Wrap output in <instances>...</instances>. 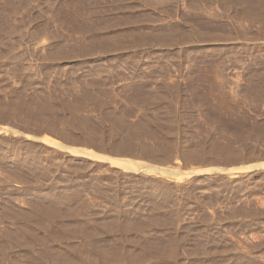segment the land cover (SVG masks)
Here are the masks:
<instances>
[{"label":"rangeland","instance_id":"rangeland-1","mask_svg":"<svg viewBox=\"0 0 264 264\" xmlns=\"http://www.w3.org/2000/svg\"><path fill=\"white\" fill-rule=\"evenodd\" d=\"M263 119L264 0H0V264H264V172L41 141L179 171L264 157Z\"/></svg>","mask_w":264,"mask_h":264},{"label":"crops","instance_id":"crops-1","mask_svg":"<svg viewBox=\"0 0 264 264\" xmlns=\"http://www.w3.org/2000/svg\"><path fill=\"white\" fill-rule=\"evenodd\" d=\"M263 121H264V119H263ZM69 149H75V150H79L81 152H84L83 150H80L79 148L76 149V148L70 147ZM66 152L69 153L68 151H66ZM85 153L86 152H84V153H82L76 157H83V158L92 159L89 156H87ZM95 154L100 155L102 157L119 160V161L120 160L121 161H127V162L132 163L134 165V167H136V170H135L134 168H129V169L124 168L123 169V168L116 167V166L112 165L114 168L119 169L123 172L135 173V174L145 173L149 176H160L161 174H164V175H166V177H168L170 179H176L179 176L192 178V177H196V176H217V175L228 176L231 178H237V177H241V176H252V175H255L259 172H264V157L257 158L254 160H250V161H245V162L227 164V165L210 164V165H204L201 167L185 168V169H180L179 171H174L170 167H159V166H154V165H141L140 166V165H138L139 161H136V160L121 158V157L120 158L109 157V156L98 154V153H95ZM73 156H75V155H73ZM93 160H95V159H93ZM95 161H98V160H95ZM98 162L111 165L107 161H98ZM248 167H251V168H248ZM247 168H248V170H247ZM150 169L153 172L151 174H149L147 171ZM199 170L200 171L211 170V171L208 173L196 174V172ZM231 170H234V171L230 173ZM162 171H164V172H162ZM186 175H188V176H186Z\"/></svg>","mask_w":264,"mask_h":264},{"label":"bare ground","instance_id":"bare-ground-1","mask_svg":"<svg viewBox=\"0 0 264 264\" xmlns=\"http://www.w3.org/2000/svg\"><path fill=\"white\" fill-rule=\"evenodd\" d=\"M41 141H43L44 143H47V144H54L55 146H57V147H61V148H64V149H66V150H69L70 151V153L71 154H73V155H75V156H78V155H80V154H82V153H84V152H81V151H79V150H75V149H73V150H71V149H69V148H67V147H63V146H61V145H58L56 142H55V140H49V139H42ZM87 156H89L90 158H92V159H96V160H99V161H108L110 164H112L113 166H116V167H120V168H134L135 170H136V167H134V165L133 164H131L130 162H126V161H117V160H111V159H108V158H105V157H99V156H97L96 154H94V153H85ZM263 166V165H262ZM258 167V166H257ZM260 167V166H259ZM248 168H251V167H248ZM248 168H247V170H248ZM127 169V170H128ZM239 170V169H238ZM149 173H153L152 172V170L150 169V170H147ZM211 170H204V171H197L196 172V174H200V173H208V172H210ZM234 170H231L230 171V173L231 172H233ZM162 172H164V171H162ZM181 179V178H180Z\"/></svg>","mask_w":264,"mask_h":264}]
</instances>
